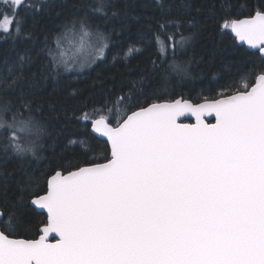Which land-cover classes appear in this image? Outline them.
<instances>
[{"label": "snow or ice", "instance_id": "snow-or-ice-1", "mask_svg": "<svg viewBox=\"0 0 264 264\" xmlns=\"http://www.w3.org/2000/svg\"><path fill=\"white\" fill-rule=\"evenodd\" d=\"M0 264H264V0H0Z\"/></svg>", "mask_w": 264, "mask_h": 264}, {"label": "trees", "instance_id": "trees-1", "mask_svg": "<svg viewBox=\"0 0 264 264\" xmlns=\"http://www.w3.org/2000/svg\"><path fill=\"white\" fill-rule=\"evenodd\" d=\"M137 5H144L148 0H135ZM205 0H193V3L201 4ZM254 6L257 5V0H252ZM115 51V50H114ZM111 54H109L110 56ZM137 64L136 60L132 61L133 67ZM219 65L214 66L211 70L216 71ZM125 70L119 67H113L111 60L108 59L101 63L97 61L91 68H86L82 73L73 74L79 75V79H72L66 82L64 86V93H67L71 88H78L80 90V100H98L104 89L112 88L118 86L120 81L124 78ZM206 86L201 83L200 79L193 82L192 87L195 91H200L202 87ZM57 99V98H54ZM62 99V97H60ZM45 115L48 116L49 113L45 109ZM52 124L59 126L57 122L53 119Z\"/></svg>", "mask_w": 264, "mask_h": 264}]
</instances>
